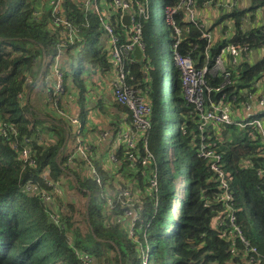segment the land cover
I'll return each instance as SVG.
<instances>
[{"label": "trees", "instance_id": "trees-1", "mask_svg": "<svg viewBox=\"0 0 264 264\" xmlns=\"http://www.w3.org/2000/svg\"><path fill=\"white\" fill-rule=\"evenodd\" d=\"M40 1L0 0V113L8 124L17 128L19 148L24 143L23 137L33 139L31 146L37 161L36 167H23L21 148L15 147V141L11 143L0 133V264H83L77 252L93 255L70 218L59 217L57 224L51 217L58 215L59 211V203L54 202V190L58 191L62 167L74 174L81 190L89 193L87 214L91 234L95 235L98 243L105 245L113 242L121 255V264H244L245 256L234 253L230 249V242L222 238L211 224L215 212L213 206L205 204L204 195L218 190L215 181H209L211 175L206 162L197 155L191 144V132L196 130V123L188 114L190 107L182 96L181 73L173 59L168 65L167 75L164 73L165 64L159 55L162 43L155 31L157 11L150 0L147 5L148 17H139L146 45L144 60L129 61L127 67L134 76L133 83L147 90L151 100L152 128L148 148L152 159H147L146 165L142 164L145 158L142 138L135 148H127L129 152L126 154L125 147L115 143L113 153L117 161L108 158L117 171H123L126 163L139 170L133 183L134 189L138 190L137 217L119 204L106 209V202L97 196L111 187L113 179L102 167H97L101 183L93 177L90 157L93 147L88 151L89 163L78 156L79 160L74 158L69 163L71 153L61 156L58 163L57 155L65 142L64 127H58L60 138L53 145L42 147L34 141L38 135L36 125L27 118L20 96L24 94L26 74L37 73L39 69L37 71L35 67L41 65L45 56L53 57L61 42L57 30H50L51 14L48 8L39 7ZM178 1L164 0V16L166 7L174 6ZM214 1L197 0V7ZM234 1L235 5L228 16L234 20L236 32L228 42L248 45L250 53L251 50L264 48V24L243 30L241 21L247 12L236 6L241 0ZM250 2L258 7L264 6V0ZM120 14V11H113L114 19L111 22L117 34L125 39L128 27L121 22ZM64 15L83 37L81 47L77 48L80 43L76 42L68 48L67 53L75 59V52L85 49L82 64L107 74L111 69L110 42L100 39L105 32L99 18L91 11L85 12L77 0H66ZM181 19L184 21V15H181ZM182 26L189 30L184 31L180 51L183 54L192 52L197 66L201 67L208 40L199 37L207 30L186 21ZM172 36L169 27L171 48ZM228 42H214L210 48V65ZM194 45H198V48L192 51ZM71 49L75 50L74 53ZM229 71L231 82L223 86L222 93L225 100L238 109L248 99V94L255 90V83L264 77V57L254 64L244 60L238 65H231ZM210 83L214 88L221 87L224 79L212 77ZM220 96L221 93H218L215 97L218 99ZM173 102L178 107L175 125L166 117ZM128 113L132 117L129 110ZM236 113L232 111L234 117ZM185 122L190 133L188 130L186 134L183 132ZM173 127V147L169 149V133H172ZM230 127V133L223 137L225 143H222L220 151L224 157V167L232 176L231 185L239 209L238 222L247 237L264 253V177L257 173L264 163L260 132H250L251 128L242 129L236 125ZM73 135L75 137V133ZM81 161H85L84 167ZM141 164L145 174L142 173ZM85 168L87 174L83 173ZM48 170L49 181L55 187L43 181L42 175ZM155 178L157 185L153 186ZM28 181H32L38 189L54 192L53 207L41 195L25 190ZM177 191L181 195L178 200ZM93 256L96 264L98 256Z\"/></svg>", "mask_w": 264, "mask_h": 264}, {"label": "built area", "instance_id": "built-area-1", "mask_svg": "<svg viewBox=\"0 0 264 264\" xmlns=\"http://www.w3.org/2000/svg\"><path fill=\"white\" fill-rule=\"evenodd\" d=\"M80 2V6L85 12L94 11L99 17L101 26L105 34L110 41V53L109 61L111 64L110 69V85L112 88L113 96L116 101L126 106V108L132 114L133 127L130 129H122L118 131L120 141L116 142V145H123L126 149L125 154L129 149L136 147L137 142L142 138L144 145L145 158L142 160V164L148 163L147 159H152V154L148 148V138L152 128L151 121V100L148 96V91L143 90L137 83H133L134 76L131 75L127 62H134L133 51L138 46L143 52L146 49V45L143 38L142 24L139 19L140 16L148 17V9L142 10L138 15L131 16L129 25L123 23V9L128 8L130 0H112L111 2H105L104 0H77ZM51 18L54 24V28L58 29L61 35L60 48H65L66 43H80L81 47L83 37L80 35L79 29H77L74 23L64 15V5L66 0H47ZM132 10V7H131ZM114 12L120 11L121 22L126 29L125 39H122L116 32L115 26L111 22V16ZM133 12V11H132ZM181 15H184V21L191 23L194 26H199V14L197 7V0H179L174 6H168L165 9V17L169 27L172 29V52L173 62L178 67L181 73V85L182 96L185 99L186 105H189L190 110L188 114L196 123V130L191 132V144L194 147L195 152L201 157L207 164L211 177L209 181H215L218 191L211 195H204L205 204L207 206H213L215 212L212 218V226L219 231L222 238L230 242V249L240 256L244 255L246 260L244 264H264V253L247 237L244 233L242 226L238 222V207L234 198V192L231 185L232 176L224 167V157L221 153V145L225 143V137L230 133L232 125H236L239 128L246 129L251 128L260 132L262 141V155L264 157V120L258 117V113L253 108L255 104L258 105V109L264 110V94L259 97H253V94H248V99L242 103V107L246 115L242 118H235L232 115V106L229 100H225V94L222 93L223 86L231 82V73L227 68L223 54H229L231 57V65L235 66L242 61L250 60V49L248 45H236L234 43H227L221 48L220 52L214 57V62L210 65L211 51L210 48L215 42V38L212 34L205 32L200 35V39H207L208 45L204 51V64L201 67L197 66L195 57L192 52L183 54L180 51V45L183 41V34L185 30L189 28H183L184 21L181 19ZM180 17L177 20V17ZM198 45L193 46V50H196ZM53 86H55V95L62 98L63 93L58 91L63 84L62 69L59 67L58 61L54 59L53 63ZM222 77L224 83L221 87H212L210 80L212 77ZM257 84L255 83V86ZM218 93L221 96L217 99ZM21 95L20 97H22ZM236 99V96L233 97ZM264 117V116H263ZM78 126L75 131L76 151L69 155V161L74 158V153H78L83 156V159L89 163L88 148L82 143L80 123L76 121ZM140 123L141 129L138 131L136 124ZM187 130L190 133L187 123L183 124V132L186 134ZM7 132L16 138L14 146L19 148V142L17 140V128L13 125H8ZM0 133L6 137V130L3 125L0 124ZM107 134H104L106 136ZM127 147H126V146ZM21 148V149H20ZM20 160L23 162L24 167H36L37 161L34 155V151L31 146L30 139L24 140L23 145L20 147ZM83 148L86 150L84 153ZM112 161H117L115 153L111 155ZM259 176L264 177V163L257 169ZM92 175L101 183V178L97 169L92 167ZM43 181L48 186L55 185L49 181L48 172L42 175ZM153 186L157 185L156 178L152 182ZM127 189L119 190L114 199L109 198L106 202L107 209H112L115 205L120 204L123 197L129 200L131 196V203H128L129 214L133 213L134 217H137L136 203L138 194L133 192L132 187L128 185ZM27 192H36L41 195L46 203H50L53 207V197L51 192L45 189H38L32 181H28L25 185ZM108 191V190H107ZM133 210V212H129ZM57 224H59V216H51ZM136 220H134L135 222ZM62 226V225H61ZM80 256L83 264H94V256L90 253L77 252Z\"/></svg>", "mask_w": 264, "mask_h": 264}, {"label": "crops", "instance_id": "crops-1", "mask_svg": "<svg viewBox=\"0 0 264 264\" xmlns=\"http://www.w3.org/2000/svg\"><path fill=\"white\" fill-rule=\"evenodd\" d=\"M234 5V0H215L214 2H209L198 7L200 8L198 9L199 24L202 28L207 30L206 32L212 34L215 41L224 40L228 42L234 36L236 32L235 22L228 16V13L233 9ZM236 6L240 8L241 11L247 12L246 15L242 17L241 21V28L243 30L249 29L254 25L264 24V6L258 7L252 4L250 0H241ZM253 6L254 9H252ZM41 8H48V10H50L49 5ZM113 19L114 15L111 16V20ZM222 20H224V25H218ZM105 36L108 38L106 34ZM222 56L229 69L231 66V57L226 53ZM263 57L264 48L254 49L251 50L249 61L254 64ZM60 66L64 72L63 79L67 89L66 94H63L62 98H66L69 103L74 104L75 113H77L74 116L78 117H75L78 119V122L81 120L80 116L85 117V122H80L81 140L88 148L93 147L92 151H90V157L93 160V162L91 160V164L98 172L100 167L105 169L108 174L112 176L113 183L118 180L117 176L120 169L117 171L114 165L109 162L110 160L108 158L111 159L115 143L121 140L118 131L133 127L132 117L128 113L126 106L117 104L114 99L110 85V71L105 74L102 70L94 69L85 63L82 66L78 65L69 54L61 58ZM35 70L38 72L31 75L22 104L27 108V118L36 125L38 132L37 137L43 134L44 130L48 128H51L54 133L56 132L59 134V132H57L58 127H64L65 142L57 155V162L59 163L61 156L67 154L69 149H73L74 151L73 147H75L74 144H76V141L73 132L77 130L76 124L74 127H70V125H65L67 122H63L61 119L57 120L56 113L48 103L49 101L45 95L47 86H50L54 80L53 61H48V59L42 61L41 65L36 67ZM262 80H264V77L256 83L255 90L252 92L253 97L264 93V82ZM92 98L95 101H92ZM231 106L233 108L232 111L237 112L235 114L236 118H242L246 115L243 107H238V109H236L233 103H231ZM124 107L126 108L125 110ZM253 108L258 113V117L264 116V110L258 109L257 104H255ZM40 127H42V129ZM104 134L107 135L104 136ZM44 136L46 135L44 134ZM37 137L34 139L36 143L39 141ZM126 164L127 167L122 170H129L130 175L135 181L136 175L133 174V171L136 170V168H133L130 163ZM87 170L90 172L89 167ZM49 173L50 171L48 170V174ZM83 173L87 174L86 168ZM72 176L74 177L70 171L62 167L58 178L61 180L63 177L71 178ZM129 183H132V181Z\"/></svg>", "mask_w": 264, "mask_h": 264}, {"label": "rangeland", "instance_id": "rangeland-1", "mask_svg": "<svg viewBox=\"0 0 264 264\" xmlns=\"http://www.w3.org/2000/svg\"><path fill=\"white\" fill-rule=\"evenodd\" d=\"M150 1L154 5V7L157 11L155 31L158 33L160 40H161V43H162V46L159 49V55L162 58V60L164 61V64H165V72L164 73L167 75L168 65L172 61L173 52H172V48H171L169 41H168L169 25L166 21V18L164 16V13L162 10L164 0H150ZM130 2L131 3L129 5V7L124 8L123 11L129 12L130 21H131L132 15H134V14L138 15V13H140V11H142V10L145 11V9L147 8V5H148V0H130ZM38 4H41V5H39V7L48 6L46 0H41ZM131 7H132V10H131ZM198 9H200V8H198ZM91 13H93L97 17H99L93 10L91 11ZM219 24L224 25V20L220 21L218 23V25ZM50 25L52 27V28H50L51 31H53L52 29H55L58 32V29L54 28V24H53L51 17H50ZM55 34L57 35V33H55ZM58 34H59V36H61L59 32H58ZM100 39L102 42H106V40L108 41V38L104 34H102L100 36ZM72 45H74V43L69 42V43H66L65 48L58 47V51L53 57L47 58L45 56L43 61L48 59V61L52 60L54 63V59H55L58 61L59 67H61L60 66V60L63 56L68 55V53H67L68 48L72 47ZM77 48H79V45L77 46ZM74 51L75 50L71 49V52L74 53ZM84 52H85V49L78 50L77 53L75 52V56H74L75 59L74 60L78 65H81V66L83 65L82 64V58H83ZM61 71H62V74L64 77V72H63V70H61ZM26 75L27 76H26L25 83H24V94L21 98V101L23 100V97L25 95V91L27 90V87L29 84V79L31 78L30 74H26ZM164 79H167V78L165 77ZM262 81L264 82V80H262ZM58 91L62 92L63 94H66L67 89H66V86L64 83V79H63L62 87ZM263 94L264 93H262L261 95H263ZM45 95L47 97V100L49 101L48 103L51 105L52 109L56 113V119L57 120L61 119V120H63V122L64 121L67 122V123H65V125L66 124H67V126L70 125V127H74V125L76 124V128H77L78 124L76 121H78V119H77L78 117L74 116L75 114H77V113H75L74 104L69 103L66 98H60V96L55 95V86H53V83L50 86L49 85L47 86L46 91H45ZM259 96H257V97H259ZM92 101H95V100L92 98ZM119 104H121V103H119ZM121 105H123V104H121ZM172 105H173L172 109L170 112L166 113V117H167V120L171 121L175 125L176 122L178 121V107H177L176 102H173ZM25 109L27 111L26 107H25ZM81 111H82V109H81ZM75 117H77V118H75ZM259 118L264 120V117H259ZM80 119H81L80 122H83V123L85 122L84 116H80ZM0 124L3 125V127L6 130V138L5 139L9 140L11 143L13 141H15L16 138L7 132L8 125H10V124H8V120L5 118V116L2 117L1 113H0ZM135 124H136L138 131H139L142 128L140 123H135ZM70 127H68V128L71 129ZM40 128L42 129V127H40ZM171 130H172V133H169V144H168L169 149L173 147V143H172L173 138L172 137H173L174 127L171 128ZM44 134L46 136H44ZM23 138H24V140H26L29 137L25 136ZM37 138L39 140V141H37L38 145L45 147L46 144L53 145V144L57 143L60 136L56 132L54 133L51 130V128H48L47 130H44V133L39 135ZM29 139H30V141L33 140L32 138H29ZM72 140H73V138H72ZM74 145H75V147H73V148H74V151H76V144H74ZM74 151H73V149L72 150L69 149L67 154L69 155L70 153H73ZM83 151H84V153H86V150L84 148H83ZM77 156H78V158L83 160V156H81L78 153H74V158H77ZM74 158H72V160ZM69 163H70V161H69ZM81 163H82L81 166L84 167L85 161H81ZM144 171H145V168L143 166V172H142L143 174H145ZM138 172H139V170H138V168H136V170L133 171V174H135L137 176ZM117 177H118L117 178L118 180L111 183V187L108 188V191H105L103 194L97 195L99 198H101V201H107L109 198L114 199L116 193L119 190H121V189H127L128 190V188H127L128 184L131 185L133 192H135V193L138 192L137 189H134V186H133L134 180H133L132 176L130 175L129 170L120 171V173L118 174ZM130 181H132V184L129 183ZM54 191H56V193L51 192V194L54 193V195L56 197L54 199L55 200L54 202L59 203L58 204L59 205L58 215H59L60 219L62 217H66V218L71 219V221L73 222V225L80 231V233L84 237V240L87 242V246L89 247V251H91V253H93V255L98 256L97 259L95 258L98 262V263L96 262V264H121V255L119 253L117 246L115 244H113V242H111V241L107 242L105 245H104V243H102V244L98 243V241H96V239L94 238L95 235L93 236L91 234V230L89 229L88 214H87L88 205L90 203V196L86 190L80 189V187L77 184V180H76L75 176L74 177L72 176L71 178L63 177V179H61L59 181L58 191L57 190H54ZM179 194H180V191H177L176 192V195L178 197L177 200L181 198V195H179ZM130 199H131V196L129 197V200L127 198L123 197L121 200V203L124 205L119 204L121 206V208H123L125 211L128 209L127 204L131 203ZM56 201H58V202H56ZM105 207L107 209L106 205H105ZM129 212H133V210H131ZM106 213L108 214V212H106ZM250 216H251V214H250ZM124 225H125V223H124Z\"/></svg>", "mask_w": 264, "mask_h": 264}, {"label": "water", "instance_id": "water-1", "mask_svg": "<svg viewBox=\"0 0 264 264\" xmlns=\"http://www.w3.org/2000/svg\"><path fill=\"white\" fill-rule=\"evenodd\" d=\"M130 22V15L128 11H125L123 13V23L125 24H129ZM134 57L136 58L137 61L141 62L142 58H143V52L140 50V48L138 46H136L135 50H134ZM36 69V67H35Z\"/></svg>", "mask_w": 264, "mask_h": 264}]
</instances>
